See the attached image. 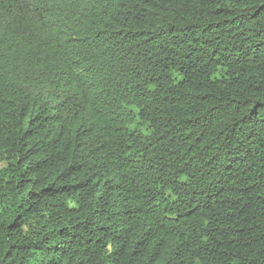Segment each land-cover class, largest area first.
<instances>
[{"label":"trees","instance_id":"trees-1","mask_svg":"<svg viewBox=\"0 0 264 264\" xmlns=\"http://www.w3.org/2000/svg\"><path fill=\"white\" fill-rule=\"evenodd\" d=\"M0 264H264V0H0Z\"/></svg>","mask_w":264,"mask_h":264}]
</instances>
